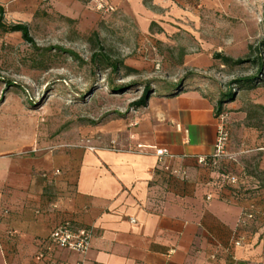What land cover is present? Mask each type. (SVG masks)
I'll list each match as a JSON object with an SVG mask.
<instances>
[{
    "label": "crops",
    "instance_id": "0c3cea01",
    "mask_svg": "<svg viewBox=\"0 0 264 264\" xmlns=\"http://www.w3.org/2000/svg\"><path fill=\"white\" fill-rule=\"evenodd\" d=\"M183 64L208 69L215 59L203 52ZM220 93L189 82L106 120L81 143L1 153L0 264H264V188L236 198L210 165ZM244 96L227 105L233 121L247 118ZM249 96L264 105V87ZM258 136L248 152L264 171ZM251 204L257 217L243 225ZM64 223L94 230L86 255L52 241Z\"/></svg>",
    "mask_w": 264,
    "mask_h": 264
},
{
    "label": "rangeland",
    "instance_id": "374dc122",
    "mask_svg": "<svg viewBox=\"0 0 264 264\" xmlns=\"http://www.w3.org/2000/svg\"><path fill=\"white\" fill-rule=\"evenodd\" d=\"M0 4L6 11L2 22L28 25L41 48L26 42L20 32L0 28V154L81 143L106 120L128 114L129 105L148 83L158 92L183 81L226 91L233 79L256 73L257 66L248 62L224 67L215 59L214 66L202 69L184 65V57L220 52L246 58L250 47L254 50L264 39V0H0ZM95 32L100 44L93 38ZM99 45L136 72L122 70L109 78V70L80 64L58 50H43L60 46L89 61ZM109 79L135 86L115 93ZM247 98L243 107L254 103ZM226 114L230 139L224 156L213 164L218 171L227 170L225 175L238 177L255 162L256 153L248 151L257 135L264 136V111L252 120L233 121ZM240 185L244 184L238 177L234 187Z\"/></svg>",
    "mask_w": 264,
    "mask_h": 264
},
{
    "label": "trees",
    "instance_id": "16d2710c",
    "mask_svg": "<svg viewBox=\"0 0 264 264\" xmlns=\"http://www.w3.org/2000/svg\"><path fill=\"white\" fill-rule=\"evenodd\" d=\"M5 12L6 11L4 5L0 4V28L5 30L6 32H20L26 42L32 44L34 48L41 50V48L37 46L33 36L31 35L30 28L28 25L22 23L6 25L5 23L2 22L5 16ZM154 24L155 23H152V26ZM93 36H94L93 38L96 39V42L100 44L98 33L95 32ZM53 49L68 54L70 57L79 61L80 64H91L93 69H99L105 71L109 70V74H108L109 78L113 75H118L122 70H125L129 74L136 72L135 69L125 65L122 59L114 57L110 52L106 50L105 47L101 45H99L97 49L95 48L93 50L89 61L80 57V55L75 51L65 49L60 46L49 47L43 50L50 51ZM250 53L251 54L249 55V57L246 58H234L220 52L214 54V59L222 61V65L224 67L239 66L246 64L248 62L253 63L254 65L257 66L256 73L233 79L229 83V87L226 89V91H222L220 93V98L216 106L217 107L216 111L218 116L225 115L226 113H228L229 109L227 108V105L231 102H234L236 98L241 94L245 95L247 98L251 90L258 89L264 86V39L259 42V44L255 47L254 50H252V47H250ZM193 78L194 75L192 77H188L189 79L188 81L192 80ZM187 84L188 83L185 84L184 81L178 84H172L165 87L162 91L159 92L153 90L150 83L145 84L142 94L133 102H131L129 106L131 107L132 110L146 107L152 95L157 93L165 94L171 91L177 93L180 90H182L185 86H187ZM9 85H13V83L10 82ZM108 86L115 93H118L120 91H126L133 88L135 86V83L129 85H122V84L119 85L115 82L114 79H109ZM243 110L246 111L247 113V119L252 120L253 118H256L258 115H260V112L264 111V105L251 103L246 105V107H243ZM210 165L213 169L218 171V167L214 166L213 161H211ZM218 172L222 173V179H220L221 183L219 186L222 189L231 191V194L236 198H241V197L249 198L247 196L252 197L256 194V191L258 189L264 188V171H260L258 169L256 162H254L253 164L252 163L247 164V166L242 170V173L238 175L240 182L244 184V185H240L239 187H234L224 181L223 175H225L227 170L221 169ZM256 217H257V213L254 219L247 221L246 225H248L251 221H254Z\"/></svg>",
    "mask_w": 264,
    "mask_h": 264
},
{
    "label": "built area",
    "instance_id": "2783aa9c",
    "mask_svg": "<svg viewBox=\"0 0 264 264\" xmlns=\"http://www.w3.org/2000/svg\"><path fill=\"white\" fill-rule=\"evenodd\" d=\"M220 124L218 126L217 139L215 144V153L212 157L213 163L216 162L221 156H224L225 150L227 149L228 142L230 139V131L228 128L227 115L220 116ZM168 149H159L157 155L163 157L169 155ZM200 163H206L207 159L200 157ZM225 179L229 185L235 186L238 182V177L234 174L227 173ZM211 199V196L208 197ZM7 213V211H5ZM257 213V208L255 204H251L244 208L240 223L243 225L247 224V221L254 219ZM94 237V230L90 228H74L68 223L59 225L51 234L52 241L59 247L69 249L71 251L77 252L81 255H86L92 244V239ZM243 238L238 237L235 240L237 246L241 245ZM45 258V253L40 252L39 259ZM80 264V263H79ZM83 264V263H81Z\"/></svg>",
    "mask_w": 264,
    "mask_h": 264
}]
</instances>
